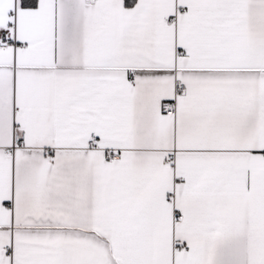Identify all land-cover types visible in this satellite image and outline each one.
Instances as JSON below:
<instances>
[{
	"label": "snow or ice",
	"instance_id": "6c2138e0",
	"mask_svg": "<svg viewBox=\"0 0 264 264\" xmlns=\"http://www.w3.org/2000/svg\"><path fill=\"white\" fill-rule=\"evenodd\" d=\"M0 264H264V0H0Z\"/></svg>",
	"mask_w": 264,
	"mask_h": 264
}]
</instances>
